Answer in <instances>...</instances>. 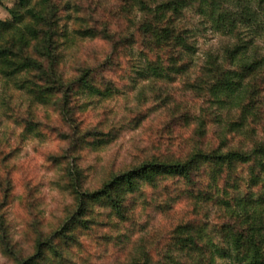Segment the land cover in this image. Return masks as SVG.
<instances>
[{"label":"rangeland","instance_id":"374dc122","mask_svg":"<svg viewBox=\"0 0 264 264\" xmlns=\"http://www.w3.org/2000/svg\"><path fill=\"white\" fill-rule=\"evenodd\" d=\"M161 1L144 3L154 10ZM17 2H1L5 19L12 18L8 8ZM218 4L216 10L203 4L204 14L199 1L182 10L176 26L190 31L194 52L184 60L187 71L171 78L136 71L147 60L156 61L157 55L169 56L171 50L148 45L140 30L148 19L142 3L50 0L44 5L47 17L54 16L51 19L57 25V71L65 85L89 69L92 82L103 93L76 86L67 105L63 93L44 103L23 85L26 78L37 81V77L31 72L5 77L0 64V211L7 219L18 259L35 253L37 241L60 229L77 211L78 202L68 190L66 177L73 166L86 175L80 183L83 189L98 190L153 156L188 154L206 115L208 146L218 145L226 136L230 148L250 151L264 140V6L255 0H219ZM35 5L41 8V0H31L30 6ZM248 14L253 15L251 19ZM213 15L222 21H215ZM29 22L26 15L21 26ZM16 32V27L0 32L1 42L10 43ZM238 45L244 46L242 53L231 58L230 51ZM27 50L37 55L34 43ZM253 64L252 75L238 83L237 89L220 94L224 103H215L211 89L217 79L225 77L221 72L233 77L231 72H244ZM231 122L242 125L229 130ZM86 130L105 135L80 149L75 134ZM253 164L238 168L239 197L251 190L255 198L264 194L262 185L250 183ZM165 185L178 184L173 178L160 181L156 188L143 184V191L130 198L134 207L126 223L109 216L108 208L95 206L89 229L74 232L79 244L65 248L61 257L49 253L39 264H135L143 261L146 252L154 264H165L174 226L193 214L188 199L170 210L160 207L159 202L174 196ZM198 211L197 219L207 222L206 232L215 236L214 228L227 215L212 204ZM0 264L20 262L6 257L0 248Z\"/></svg>","mask_w":264,"mask_h":264},{"label":"trees","instance_id":"16d2710c","mask_svg":"<svg viewBox=\"0 0 264 264\" xmlns=\"http://www.w3.org/2000/svg\"><path fill=\"white\" fill-rule=\"evenodd\" d=\"M17 1L14 7L8 8L12 18H0V32H8L16 27L18 35L12 37L8 44L1 42L0 38V64L3 66L4 76L13 77L18 73L31 72L39 82L28 77L23 81V85L44 103L50 97L63 93L67 105L76 86L91 93H103L92 82L93 76L89 69L77 81L67 86L64 78L59 76L58 56L55 55L57 25L51 19L54 16L47 17L43 9L50 0H41V8L30 6L31 0ZM136 1L142 3L143 9L147 10L148 19L140 25V30L148 45L151 44L157 49L164 46L171 49L169 56L160 58V55H157L156 61L147 60L146 66H137V73L146 76L149 70L154 77L161 78L185 73L187 66L184 60L194 52V46L190 42V31L177 28L176 22L181 17L182 10L193 4V1H199L200 12L204 14V5L216 10L219 0H163L154 10H151V6L146 5L144 0ZM255 1L260 7L264 6V0ZM21 8H24L25 12H21ZM26 15L30 16L31 22L21 26ZM248 15V19L253 16ZM213 18L215 21H222L220 16L215 18L213 15ZM33 43L36 56L29 54L27 50L32 48ZM243 47L236 46L230 51V57L237 58ZM254 64L244 69V72H231L233 77L222 71L220 75L225 77L217 79L211 89L215 103H224L225 99L221 98L220 94L226 90L237 89L238 83L256 70ZM37 74L39 76H36ZM236 78L238 79L235 80ZM206 116L200 120L195 146L188 154L153 156L114 176L98 190L91 192L88 188L83 189L80 184L85 181L83 170L77 168L78 166L69 169L66 176L70 181L67 183L68 190L75 195L78 202L77 211L60 229L37 241V251L28 258L18 259L9 236L7 219L0 211V248L3 254L20 264H39V260H44L49 253L54 257H61L65 248L79 244L80 241L74 232L89 229L93 223L91 215L95 206L108 208L109 216L121 223L129 222L134 207L130 204V198L143 191L142 185L156 188L160 181L173 178L179 186L165 185L167 190L172 188L174 196L159 202L160 207L170 210L179 201L188 199L193 214L191 218L174 226L165 264H264V194L259 198H255L252 190L241 197L236 194L240 192V186L237 184L238 168L250 162L254 163L251 168V185H262L264 188V140L250 151L230 148L226 136L218 145L208 146L204 141L209 117ZM241 125L231 122L229 130L239 129ZM104 135L103 132L91 133L88 130L75 134L76 146H80V149L92 146L101 141ZM210 204L227 215L224 222L214 228L215 236L208 235V226H205L207 222L198 220L195 215L200 212L198 210L202 205ZM144 257L143 261H137L135 264H154L148 252Z\"/></svg>","mask_w":264,"mask_h":264},{"label":"crops","instance_id":"0c3cea01","mask_svg":"<svg viewBox=\"0 0 264 264\" xmlns=\"http://www.w3.org/2000/svg\"><path fill=\"white\" fill-rule=\"evenodd\" d=\"M2 1H0V18L5 19L7 14H6V9L2 6L1 3Z\"/></svg>","mask_w":264,"mask_h":264}]
</instances>
